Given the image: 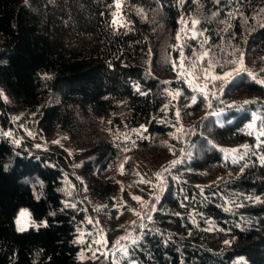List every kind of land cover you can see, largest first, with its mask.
Returning <instances> with one entry per match:
<instances>
[{
	"label": "trees",
	"instance_id": "16d2710c",
	"mask_svg": "<svg viewBox=\"0 0 264 264\" xmlns=\"http://www.w3.org/2000/svg\"><path fill=\"white\" fill-rule=\"evenodd\" d=\"M115 1L0 0V93L14 102L0 95V264H83L76 236L86 211L63 191L72 168L58 151L23 150L4 134L17 107H39L46 132L67 131L100 164L119 151L106 120L144 129L136 144L146 149L174 130L177 110L198 114L206 105L203 97L183 103L185 81L165 79L177 77L164 58L179 49L175 39L166 47L161 32L172 36L184 16L202 15L210 48L230 42L264 69V0H123L125 25L114 21ZM262 82L238 74L213 99L220 121L207 114L194 124L153 213L147 251L136 254L140 264H264V132L247 128L255 114L264 121ZM220 143H246L250 152L227 159ZM21 208L36 223L24 231Z\"/></svg>",
	"mask_w": 264,
	"mask_h": 264
},
{
	"label": "rangeland",
	"instance_id": "374dc122",
	"mask_svg": "<svg viewBox=\"0 0 264 264\" xmlns=\"http://www.w3.org/2000/svg\"><path fill=\"white\" fill-rule=\"evenodd\" d=\"M123 5V0L115 1L114 21L117 25L127 23ZM200 18L184 16L172 36L168 27L161 34L165 37L166 47L171 39H175L176 44L173 45L179 49L176 59L164 58L169 63L174 61L177 77L167 75L165 79L185 81L189 92L183 103H190L197 97L205 98L207 103L198 114L187 112L185 108L180 112L177 110L174 130L146 149L136 144L144 129L119 128L108 119L102 125L106 126L111 139L117 141L119 151L111 160L98 164L94 156L85 152L86 144L77 142L67 131L55 129L46 132L39 122V107L19 106L13 111V127L5 130L4 134L16 146L30 152L58 151L72 168V175L64 180L63 191L67 199H76L86 211L76 236L80 246L78 255L83 264H140L136 254L147 251L153 213L166 190L169 176L173 173L172 167L187 155L189 133L194 124L201 121L204 115L211 114L213 99L219 97L228 82L238 74L248 73L259 81L264 80V69L253 66L241 50L231 49L230 42L217 49L210 48L205 33L200 30ZM191 40L195 46L187 45ZM184 45L185 48H182ZM225 73L232 75L227 79H214L223 77ZM1 92L7 102L14 103L6 91ZM174 97L177 98V94ZM242 99L246 97L233 98L226 106H239ZM212 114L220 121L217 111ZM247 128L259 137L264 132V121L255 114ZM218 147L223 156L231 160L240 159L250 152L246 143H220ZM11 161L12 157H8L5 163L8 165ZM101 183L110 185L107 189L112 191L98 192L97 187ZM16 223L19 229L36 225L26 208L19 210ZM194 228L203 227L199 222ZM192 231L194 229L187 228L184 233L190 236Z\"/></svg>",
	"mask_w": 264,
	"mask_h": 264
},
{
	"label": "snow or ice",
	"instance_id": "6c2138e0",
	"mask_svg": "<svg viewBox=\"0 0 264 264\" xmlns=\"http://www.w3.org/2000/svg\"><path fill=\"white\" fill-rule=\"evenodd\" d=\"M204 55H207V53H204ZM232 75V73H225V75L223 77L217 76L214 79H227L228 77H230ZM264 83V82H262ZM0 95H2V93H0ZM16 143H19L18 141H16ZM134 199H139L138 197H134ZM22 215H24V213H22ZM17 223H19V221H17ZM20 231H24V228L21 227L19 229Z\"/></svg>",
	"mask_w": 264,
	"mask_h": 264
}]
</instances>
